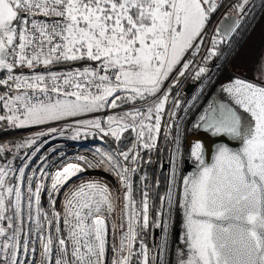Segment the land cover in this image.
Masks as SVG:
<instances>
[{"label":"snow or ice","instance_id":"6c2138e0","mask_svg":"<svg viewBox=\"0 0 264 264\" xmlns=\"http://www.w3.org/2000/svg\"><path fill=\"white\" fill-rule=\"evenodd\" d=\"M255 7L0 0V135L40 129L0 140V264H264V27L252 77L200 104ZM189 76L201 87L185 100ZM198 104L193 129L221 141L211 162L179 131ZM57 137L93 141L91 159L69 161Z\"/></svg>","mask_w":264,"mask_h":264},{"label":"rangeland","instance_id":"374dc122","mask_svg":"<svg viewBox=\"0 0 264 264\" xmlns=\"http://www.w3.org/2000/svg\"><path fill=\"white\" fill-rule=\"evenodd\" d=\"M227 2L231 3L232 0H227ZM252 3L256 5V7L252 10L251 15L247 18V23L244 25V28L247 29V32L244 34V37L242 38L241 47L239 48V54H231L229 55L227 51V46L222 45L221 46V53L222 55L219 56L217 59L212 61L211 67V73L210 75L213 77L212 83L215 85L214 87H208L205 90L204 97H207V100L204 99V97H201L200 104H206L208 100H211L213 97V91L212 89L215 87H219V83L221 79H232L237 78L239 76H235L228 73V72H235L238 67L241 65L244 66V73H249V75L252 74V66L255 64L256 60L261 55V44H260V33L261 28L264 27V8L261 7V0H252ZM224 11V10H222ZM254 17V18H253ZM221 18V13H218L216 16V20H219ZM243 31V29H241ZM235 39V38H234ZM251 50V55H249V52ZM238 56H242L245 61L239 62ZM216 65H219V72L217 71ZM227 69H231L230 71H227ZM227 71V72H226ZM230 74V76H229ZM216 77H219L217 79ZM242 78V77H239ZM207 78H204V84H207ZM189 84H193L192 89L189 92H186V88ZM201 87V84L199 81L194 80L192 77H188L184 80V83L180 85V87L177 89V92L180 94L185 93L188 96V100L191 99L192 96L198 94V90ZM212 96V97H211ZM218 96V94H217ZM199 107L198 104L197 107L191 108L189 111H179L177 114V120L180 121V129L182 140H185L186 134H192L194 132V129H188L189 123L195 121L198 116L197 112L199 113ZM183 108L187 109L188 105H184ZM197 114V115H196ZM196 117V118H195ZM40 129H26V130H18L16 134L14 135H0V140H19L21 136H28L31 133H34L36 131H39ZM191 130V132H190ZM188 131V133H187ZM195 133L201 135V137H198L202 143H206L207 140L210 137L211 142H207L205 144L206 152H205V159L207 162L210 161L212 155L215 153L216 148V137L212 136L210 133L205 132L203 129L201 130H195ZM187 135V136H188ZM208 137V138H207ZM189 139L195 141L197 137H188ZM204 138V139H203ZM207 138V140H205ZM52 145L54 147H58L62 150H66L65 152L72 150L74 153H78L84 149H87V147L95 148V144L93 141L88 140L81 142L76 141H70L65 138L57 137L55 140L51 141ZM209 143V144H208ZM161 147L163 149V142H161ZM71 156V153H67V159ZM73 156V155H72ZM72 156L68 159L71 161ZM192 171V168H190L189 172ZM184 174V173H182ZM98 179H106L105 177H101ZM107 180V179H106ZM113 180V178H112Z\"/></svg>","mask_w":264,"mask_h":264},{"label":"bare ground","instance_id":"6f19581e","mask_svg":"<svg viewBox=\"0 0 264 264\" xmlns=\"http://www.w3.org/2000/svg\"><path fill=\"white\" fill-rule=\"evenodd\" d=\"M239 58V62H243V61H245L244 59H243V57L242 56H238ZM231 69H227V71H230ZM246 69H244V66H240V67H238V69H236V71L235 72H228V73H232L233 75H235V76H239V77H242V78H251L252 76L251 75H249V73H244V71H245ZM226 71V72H227ZM230 74H229V76H230ZM231 74V75H232ZM253 74V73H252ZM215 86V85H214ZM218 89H219V87H215V89L213 88L212 90L213 91H211V92H213V94H218L219 95V92H218ZM217 94L216 95H213V96H217ZM212 97V96H211ZM212 99V98H211ZM197 114L199 115V113L197 112ZM196 114V115H197ZM197 117V116H196ZM195 117V118H196ZM189 125V127H188V129H192V122L191 123H189L188 124ZM190 132H191V130H190ZM187 133H188V131H187ZM188 134H186V136H185V140H187V139H189L188 137H201V135H199V134H197V133H195V130H194V132H192V134H189L188 136H187ZM193 138V139H194ZM208 138V137H207ZM207 138H205V140H207ZM204 139V138H203ZM207 142H211V140H210V137H209V139L207 140ZM206 142V143H207ZM206 143H204V144H206ZM221 143V141L216 137V145H215V147L214 148H216V147H218V145ZM209 144V143H208ZM92 150H94V148H91V147H87V149H84V150H82V151H80V152H78V153H74L72 150H69V151H67V152H65L66 150H63L65 153H71V156H72V158H71V161H74V160H76V158L78 157V156H82V155H88L89 156V159H91V151ZM70 156V157H71ZM69 157V158H70ZM68 158V159H69ZM209 162H211V159H210V161ZM186 168H187V170L189 171L190 170V168H191V166H189V165H186L185 166ZM101 177H105L108 181H109V183H111L113 180H112V178L111 177H109L106 173H102V172H100L99 170H97V171H93V172H91V178L92 179H98V178H101ZM84 179L85 180H87V179H89V176L88 175H85L84 176Z\"/></svg>","mask_w":264,"mask_h":264},{"label":"trees","instance_id":"16d2710c","mask_svg":"<svg viewBox=\"0 0 264 264\" xmlns=\"http://www.w3.org/2000/svg\"><path fill=\"white\" fill-rule=\"evenodd\" d=\"M221 50H222V49H221ZM180 96L183 97L185 100H188V99H189V98H188L189 95H187V94H185V93L180 94ZM183 106H184V105H183ZM166 147H170V146H169V145H166V144L163 143V148H166ZM166 155H167V153H164V152L162 151V156H165V157H166ZM149 175H151V172H149Z\"/></svg>","mask_w":264,"mask_h":264},{"label":"water","instance_id":"95a60500","mask_svg":"<svg viewBox=\"0 0 264 264\" xmlns=\"http://www.w3.org/2000/svg\"><path fill=\"white\" fill-rule=\"evenodd\" d=\"M193 87V84H189L188 87L186 88V92H189Z\"/></svg>","mask_w":264,"mask_h":264}]
</instances>
